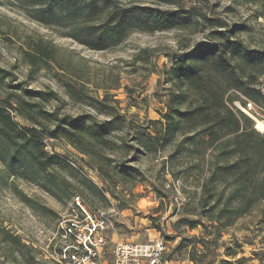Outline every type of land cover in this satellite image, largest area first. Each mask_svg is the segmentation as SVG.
I'll return each mask as SVG.
<instances>
[{
  "label": "rangeland",
  "instance_id": "obj_1",
  "mask_svg": "<svg viewBox=\"0 0 264 264\" xmlns=\"http://www.w3.org/2000/svg\"><path fill=\"white\" fill-rule=\"evenodd\" d=\"M113 2L192 10L197 22L190 28L134 30L115 45L94 49L80 42L83 17L58 16L46 24L18 0H0V105L19 125L38 128L48 154L83 169L60 157L64 162L35 175L0 157V264H54L58 224L76 195L93 212L115 210L109 247L118 239L160 238L165 246L160 264L240 258L264 264V202L227 227H215L204 215L202 184L211 172L213 149L193 142L201 128L180 123L176 113L201 96L169 73L178 55L214 41L217 27H206L207 17L233 30L243 50L262 56L259 63L232 60L243 80L258 89L264 80V0ZM38 44L54 48V56H43ZM27 50L45 61L32 64ZM207 78L237 108L252 101L255 117L264 120V102L248 99L211 68ZM61 122L75 132L72 137L82 136L77 143L51 134Z\"/></svg>",
  "mask_w": 264,
  "mask_h": 264
},
{
  "label": "trees",
  "instance_id": "obj_2",
  "mask_svg": "<svg viewBox=\"0 0 264 264\" xmlns=\"http://www.w3.org/2000/svg\"><path fill=\"white\" fill-rule=\"evenodd\" d=\"M34 18L49 24L58 16L80 19L77 26L83 31V39L74 37L94 49H106L122 41L134 30H157L165 28H190L197 13L183 9H160L148 6H122L113 0L99 3L95 0H18ZM171 1V0H165ZM208 22L206 27H217L213 31L214 41L200 42L191 52L173 59L169 73L180 86L194 89L201 99L196 104L178 108V121L190 123L196 130L193 142H204L213 149V163L208 178L203 182L200 203L205 208V217L215 227H227L236 219L264 202V132L255 127V121L226 99V90L208 81L207 68L230 81V86L244 93L248 99L264 102L259 89L243 80L232 60L238 56L247 61L261 62L262 56L246 52L242 44L233 38V30L221 29L223 24ZM38 51L45 57L54 56V48L38 44ZM32 64L45 61L33 51L27 50ZM4 70L0 68V73ZM71 89L72 84L66 83ZM187 90L179 94L180 102ZM32 95L37 92L30 91ZM47 116L52 114L46 112ZM37 123L34 115L25 114ZM83 129V124L76 126ZM73 132L61 122L51 134L65 137L77 143L82 136L72 137ZM205 134V136H204ZM198 137V138H197ZM82 143V142H81ZM45 142L36 126L19 125L11 112L0 105V157L10 164L23 166L35 175L46 171L47 166L64 162L60 155L48 154ZM82 151L87 153V149ZM38 153V154H37ZM62 159H61V158ZM41 158L42 160H39ZM65 160V159H64ZM66 161V160H65ZM94 185L93 183H91ZM222 189H219V186ZM246 258L224 260L226 264H245Z\"/></svg>",
  "mask_w": 264,
  "mask_h": 264
},
{
  "label": "built area",
  "instance_id": "obj_3",
  "mask_svg": "<svg viewBox=\"0 0 264 264\" xmlns=\"http://www.w3.org/2000/svg\"><path fill=\"white\" fill-rule=\"evenodd\" d=\"M258 89L264 97V80ZM239 107L251 118L252 114L259 115L252 101ZM64 159L83 172L71 159ZM114 211L110 208L93 212L81 196H74L69 213L58 224L52 246L54 264H160L165 248L160 238L156 241L118 239L109 247V230L115 228L111 220Z\"/></svg>",
  "mask_w": 264,
  "mask_h": 264
},
{
  "label": "bare ground",
  "instance_id": "obj_4",
  "mask_svg": "<svg viewBox=\"0 0 264 264\" xmlns=\"http://www.w3.org/2000/svg\"><path fill=\"white\" fill-rule=\"evenodd\" d=\"M252 117H254L256 119V125L257 128H259L261 131H264V120H261V118H257L255 117V115L252 114Z\"/></svg>",
  "mask_w": 264,
  "mask_h": 264
}]
</instances>
